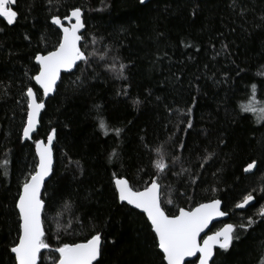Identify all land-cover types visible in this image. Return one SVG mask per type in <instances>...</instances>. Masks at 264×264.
I'll return each instance as SVG.
<instances>
[{"label": "trees", "instance_id": "1", "mask_svg": "<svg viewBox=\"0 0 264 264\" xmlns=\"http://www.w3.org/2000/svg\"><path fill=\"white\" fill-rule=\"evenodd\" d=\"M232 5L53 0L50 6L47 0H16L17 21L8 25L0 18V264H15L10 249L17 237L18 192L38 162L35 141L47 139L53 128L45 224L50 248L42 250L39 264H56L60 243L80 242L94 230L106 237L99 264H164L145 215L122 205L112 183L115 173L142 188L157 171V148L168 164L161 178L166 211L173 215L180 207L222 199L240 239L226 252L218 249L215 264H264V219L258 214L264 207V119L242 110L249 103L264 107V0ZM73 7L83 10L92 63L62 75L33 140H23L22 92L39 89L32 79L39 71L34 57L53 50L61 37L51 15L63 17ZM241 7L248 9L243 18ZM113 63L127 66L126 79L107 67ZM100 119L109 126L107 136ZM206 150L215 156L201 168ZM113 152L118 158L110 160ZM253 159L258 169L245 173ZM249 193L254 203L238 209ZM249 218L251 228L240 230Z\"/></svg>", "mask_w": 264, "mask_h": 264}, {"label": "snow or ice", "instance_id": "2", "mask_svg": "<svg viewBox=\"0 0 264 264\" xmlns=\"http://www.w3.org/2000/svg\"><path fill=\"white\" fill-rule=\"evenodd\" d=\"M47 3L51 6L53 0H47ZM140 3L144 4L145 0H140ZM15 4L16 0H0V18H4L8 25L14 24L18 19L19 13L15 10ZM232 6H235V0H233ZM247 11L246 7H241L238 14L243 18ZM260 19L264 22V15ZM64 21L69 22L67 26ZM50 23L56 26L62 35L53 50L44 54L37 53L34 57L39 66V71L32 79L36 85H39V89L34 90L32 86H28L22 92L24 98L23 111L25 113V122L22 126L23 140H31L33 133L37 131L41 112L46 108L45 100L50 94L57 91L62 71L78 70L81 62L85 66H90L92 63V54L87 53L86 21L81 7L71 8L69 14L63 17L58 12L52 14ZM261 26L256 25V27ZM96 42V38L92 37V43L95 44ZM223 47L226 49L228 46L223 45ZM107 67L117 71L119 78H127L125 76L127 67L125 64L120 63L118 69L115 63ZM74 83L80 86L83 81L77 78ZM41 89L42 94L39 91ZM255 91L256 85L254 84L252 85L253 94ZM193 103H195V97H193ZM242 110L258 114L260 119H264V107L257 108L254 103H249L242 106ZM191 113L192 108L189 107L186 115L190 117ZM186 123L187 129L193 127L190 118ZM98 127L105 136L109 134V126L104 119L99 120ZM121 131L122 129L117 128L115 134L119 136ZM56 136V129L53 128L47 135L46 142L43 140L35 141L38 162L33 170L25 176L18 192L15 203V208L18 210L17 237L10 249L11 253L14 254L15 264H39L42 250L50 248L47 242L45 224L46 211L51 205L46 196L47 180L54 171L53 141ZM180 148H184L183 142H181ZM156 152L160 154V158L154 162L157 171L150 176L142 188L135 186L126 175L113 174L112 183L114 184L115 197L122 205L140 210L146 216L164 264H185V258L188 257H195L198 264H215L214 258L217 250L226 252L232 247L234 240L240 239L236 226L226 224L222 229L210 235L205 232L215 218L227 215L225 211L221 210L222 201L220 199H212L187 209L180 207L178 214L170 215L163 206L161 197V178L168 170V164L163 159L161 149L157 148ZM113 156L118 158V154L113 152L109 159L111 160ZM214 156L215 152H207L201 157L200 167L203 168ZM75 163L77 167H81L79 161ZM258 167L257 160L253 159L246 164L243 171L253 173ZM255 199L249 193L236 207L243 209ZM167 203L170 204L172 201L169 200ZM258 214L264 219V207L260 209ZM253 223L254 221L249 218L246 224L239 225V229L246 231L251 228ZM57 226L59 227V224ZM202 233H204L203 237L201 236ZM105 239L102 231L94 230L80 242L60 243L55 248L59 254L58 264H99Z\"/></svg>", "mask_w": 264, "mask_h": 264}, {"label": "water", "instance_id": "3", "mask_svg": "<svg viewBox=\"0 0 264 264\" xmlns=\"http://www.w3.org/2000/svg\"><path fill=\"white\" fill-rule=\"evenodd\" d=\"M150 0H145V3L146 2H149ZM64 23H65V25L67 26L68 25V21H64ZM61 35H62V33H61ZM74 71V70H73ZM64 73H69V72H64V71H62V73H61V77H62V75L64 74ZM59 82L60 81H58V84H59ZM37 87L39 88V85H37ZM41 91H42V89H41ZM54 94H55V92L54 93H52V94H50L49 95V97L47 98V99H49L50 97H52V96H54ZM46 99V100H47ZM46 100H45V102H46ZM43 111V110H42ZM41 114H42V112H41ZM39 119H41V115H40V118ZM39 126H40V122H39V125H38V128H39ZM38 128H37V130H38ZM37 132V131H36ZM36 132L35 133H33V137H34V135L36 134ZM33 140V138L30 140V141H32ZM40 140H43V141H47V139H40ZM55 143V140L53 141V144ZM36 150V149H35ZM38 158V157H37ZM53 159H54V164H55V158H54V148H53ZM50 179V178H49ZM48 179V180H49ZM47 180V181H48ZM215 199H220V198H215ZM212 200V199H211ZM221 201H222V199H220ZM209 201V200H208ZM208 201H204V202H202V203H205V202H208ZM255 201V200H254ZM254 201H252L251 203H250V205L251 204H253L254 203ZM131 207V206H130ZM195 207V206H194ZM246 207H248V206H246ZM245 207V208H246ZM187 209V208H186ZM238 209H241V208H238ZM137 210V209H136ZM221 210L222 211H225L224 210V204H223V201H222V204H221ZM139 212H140V210H138ZM226 213H227V215H225V216H223V217H217V218H215L214 220H213V222H212V224L209 226V229H206L205 230V232L207 233V234H212L213 232H215V231H218V230H220V229H222L226 224H232V222H230L229 221V218H230V213L229 212H227V211H225ZM178 214V213H177ZM146 217V216H145ZM217 223H221V225L219 226V227H215L214 228V226H215V224H217ZM201 236L203 237L204 236V233H202L201 234ZM216 256V255H215ZM215 259V258H214ZM190 262H193V264H198V261L196 260V258L195 257H188V258H185V264H188V263H190ZM56 264H58V262L56 263Z\"/></svg>", "mask_w": 264, "mask_h": 264}]
</instances>
